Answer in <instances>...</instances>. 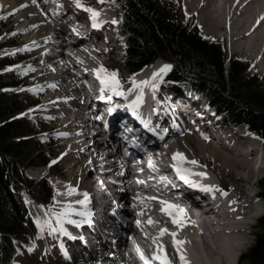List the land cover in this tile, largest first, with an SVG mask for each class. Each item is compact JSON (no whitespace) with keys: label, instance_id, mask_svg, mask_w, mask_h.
<instances>
[{"label":"bare ground","instance_id":"obj_1","mask_svg":"<svg viewBox=\"0 0 264 264\" xmlns=\"http://www.w3.org/2000/svg\"><path fill=\"white\" fill-rule=\"evenodd\" d=\"M82 1L92 5H101L98 0ZM46 3V0H41L40 5L37 2L33 3V0H0V13H3L12 22L11 26L16 28V36L19 37L22 48L25 49L27 46V49H30L25 50L23 62L35 69L33 71L36 75L34 86L43 88V91H39V93L44 108L47 112L49 111L50 117H54V119H50L51 125L58 130V133H68L67 136H58L61 157L57 163L64 164V168L60 169L62 177L70 181L78 194L86 192L92 195L93 185L96 183L99 185L101 177L111 173L117 175L116 180L120 179L122 175L128 176L134 167L129 163V158L138 154V152H133L128 158L119 160L115 158L119 149L112 148L109 153L107 152V157H101V154L94 153V149L99 143L96 140L94 143H90L97 134L89 135L88 132L83 131L75 135L68 131L70 126L78 123H81L82 128L85 127L84 124L88 117L82 119L78 110L80 91L86 89L87 92L92 93L87 82H95L96 77L93 76L95 69L100 66L112 68L121 79V71L117 66L118 59L114 56L118 48L108 38L106 31L109 25L107 23L95 32L78 26L77 23L85 18L87 13L81 11L74 14L73 0H63L62 6L56 13ZM22 5L24 7H21ZM214 5L215 14L205 8V0H184V9L189 15L194 16L204 34L208 35L211 32L219 31L221 36L231 44V48L236 45L231 49L233 52H244L253 63L264 70V20L260 19L264 17V0H214ZM42 8L46 11V16L38 14L41 13ZM100 15L114 16V13L110 9L101 12ZM258 21L259 23H257ZM67 25L73 26L82 34L81 37L70 45L68 55H64L60 59H53L50 64H47L39 52L42 39ZM156 67L158 70L162 68V62L160 61V65ZM52 84H55L56 87H49ZM158 89L161 91V101L166 104L163 89ZM140 91L139 89L137 95L140 94ZM157 93L158 90H156ZM145 100L143 92V102ZM209 121L210 117L204 121V126H207L208 129H216L217 126L212 125L211 122L210 124ZM174 123L176 121H171L168 125L173 126ZM180 124L181 127L174 128L169 136L157 143L155 149L159 150L158 157H154V154L149 152L153 149L149 146H146L141 153H144L147 158L152 157L158 161L168 162L174 153L180 152L187 160H196L199 165L210 170L213 177L192 176L197 179L200 185L214 186L216 189L222 188L227 195L214 191L216 192L213 199L214 204L207 210L201 209L198 202L188 196L176 198L179 204L188 202L196 207L198 213V225L196 226L190 222L192 217L189 211L185 210L187 213L185 228L187 227L188 234L183 235L182 230L177 228L178 236L176 238L186 241L183 245V253L189 264H233L237 254L243 253L242 251L245 249L247 238L251 234L252 221L261 213V200L256 198L257 194L252 193L251 181L256 173L264 172V162L262 160L258 168L255 169L250 157L243 155L235 146L227 147L222 143L210 141L204 130L182 121V118ZM242 138L250 139V137ZM106 159H110L108 163L105 162ZM96 165L103 169L101 177L89 181V174L97 169ZM55 168L59 170L60 167L55 164ZM225 177L228 182L224 180ZM63 193L65 196L58 200V203L72 204L74 208L82 210L81 206L75 203L81 199L78 194L69 196L66 194V190H63ZM123 195L133 208L147 212L153 221L157 220L154 215L157 207L155 201L151 200V203L145 206L144 197L140 195L131 197L130 190ZM90 201L89 207L96 199L93 198ZM47 208L50 215V210L55 212L62 210L55 207L54 201ZM211 213L214 215V222L208 219V215ZM127 215L131 216L129 210H127ZM50 218L52 226L57 227L55 218L52 215ZM76 218L81 224L84 223V217L75 214L71 216L73 220ZM64 228L70 234L69 236L60 232L51 233L45 226L42 232V242L36 250L40 264H103L105 261H110L109 264H128L125 262V254L131 246L135 247L134 234L137 232L136 228L130 225V237L126 241L124 251L122 249L125 240L118 239V242L111 246L106 257L93 249L86 250V254L80 253L77 248L68 253L63 251V243L73 239L74 235L71 233L75 234V226L65 222ZM160 245L164 246L173 264H179L173 241L165 238ZM156 252L157 248L152 247L149 242L143 248V253L148 258H151ZM74 253L78 254L77 258Z\"/></svg>","mask_w":264,"mask_h":264},{"label":"trees","instance_id":"obj_2","mask_svg":"<svg viewBox=\"0 0 264 264\" xmlns=\"http://www.w3.org/2000/svg\"><path fill=\"white\" fill-rule=\"evenodd\" d=\"M106 4L119 15L127 73L162 58L172 67L171 82L206 95L223 122L245 124L264 141V83L246 71L243 61H226L224 47L183 16L180 0ZM10 49L0 55V264H12L17 242L37 237L35 220L45 217L44 205L53 194L47 179L35 181L25 174L28 166L46 163L48 141L40 135L45 127L38 111L30 112L38 105L29 91L30 75L22 74V58L18 51L7 54ZM257 228L254 244L242 257L247 264H264V214Z\"/></svg>","mask_w":264,"mask_h":264},{"label":"snow or ice","instance_id":"obj_3","mask_svg":"<svg viewBox=\"0 0 264 264\" xmlns=\"http://www.w3.org/2000/svg\"><path fill=\"white\" fill-rule=\"evenodd\" d=\"M73 2L77 8H82L84 11L90 13V18L93 21V24H92L93 27H99L100 26V23L98 21V17L100 16L99 11H97L96 9L91 8V7H85L82 0H73ZM98 2L101 4H104L106 2H111L112 4H115V0H98ZM33 3H35V0H33ZM21 7H24V5H22ZM0 18H4V17H0ZM260 19L264 20V17H261ZM112 23L116 24L119 22L116 20H113ZM257 23H259V21ZM13 35H15V33H13ZM206 39H210V38L206 37ZM25 50H30V49H27V46H26L25 49H18L15 51H25ZM15 51L12 53H7V54L15 55ZM170 69H171L170 65H164L162 68L159 69L158 72L154 73V77L160 76L161 74H166L168 71H170ZM11 70H12L11 68L6 69V71H11ZM27 71H35V69L28 68L27 70H22V74L26 73ZM94 71H95V75H96L97 79L99 80V82L102 86L101 92L110 91L117 96H122L125 99H127V94H130L135 89H140L141 90L140 94L136 96V99L131 101L127 105L129 109H131L133 112H136V110L139 108V106L143 102V91H142L143 86L147 85L149 83V81H142L140 83H137L136 81L133 80L132 81V87L128 89V93H125L124 91L121 90L122 85H121V82L118 78V73H116L114 71L109 72L103 66H100L99 68L95 69ZM49 87L55 88L56 85L52 84V85H49ZM153 88H155V85H153ZM29 91H32V92L43 91V88L40 86H37L34 89H29ZM110 98L111 97H109V99ZM31 111H35V110H30V112ZM22 115H25V114H22ZM45 119H54V117H45ZM57 135L58 136H67L68 133H57ZM172 159L175 162L172 165V167L174 168V170L177 173V175L179 176V178L181 180H183L186 184H189L191 187H194V188H200L202 191H206V192L219 191L222 195H227L226 192H223V190H220V189H216V188H214V186L213 187L202 186L200 184L194 183L193 181H191L189 179V177L192 175H198L201 177H206V173H203V172L193 173L190 168L183 167V165L185 163L197 165L198 161H196V160H190L189 161L184 156V154L180 153V152L174 153ZM52 163L54 164V163H56V161H52ZM148 166L150 168H152L153 170H155V165L153 164V162L151 160L149 161ZM161 180L166 182L165 177H161ZM66 194L69 196L76 194V189L69 187V190ZM79 195H82L83 199L77 200L75 203L80 205L82 210L77 211L72 206V204H68V205L64 206V208L59 212H55V211L50 210L51 215L55 218V222H56L57 227L52 226V220L51 219H45L43 222H41V220L39 218H37L36 223H37V227L40 229V231L43 232L45 226H47V228L50 230L51 233L60 232L61 234L65 235V236H69L70 234L64 228L65 222H67L68 224H73L77 227H80V222L71 219V216L73 214L80 216V217H84L85 218L83 221L84 223H90V220L88 218L91 216L92 213H91V209L89 207V205L91 203L90 198H89V194L84 192V193H79ZM151 199H155V197H152ZM160 204L162 205L161 212L164 213L165 215H167L171 219L173 225L177 226V228H179V229H183L186 226L187 213H186L184 208L180 207L177 204L170 203L169 201H166V200L160 201ZM45 215L47 216V215H49V213L46 212ZM148 223L151 224V223H154V221H152L150 219L148 221ZM137 226H139V222H137ZM164 235H171L172 236L173 247L177 253L179 264H189L186 256L183 253V245L186 243V241L177 239L176 238L178 236L177 232L169 233L166 228L161 229L158 237L154 238L153 242L155 243L156 239H159L160 237H163ZM73 239H74V237H73ZM136 251L139 254L141 260L144 261V264H151L152 261H158L159 264H173V261L168 257L163 245L157 244V252L154 253L151 258L146 257L144 255V253L139 249V247L136 248Z\"/></svg>","mask_w":264,"mask_h":264},{"label":"rangeland","instance_id":"obj_4","mask_svg":"<svg viewBox=\"0 0 264 264\" xmlns=\"http://www.w3.org/2000/svg\"><path fill=\"white\" fill-rule=\"evenodd\" d=\"M181 6H182V11L183 13L186 15V16H189L191 17V19L193 20V22L197 23L195 21V18L194 16L192 15H189L186 10L184 9V0H182V3H181ZM3 13H0V17H2ZM116 20L118 19V16L116 15L115 16ZM199 24V23H198ZM12 25V22H10L6 17L5 18H0V26L3 27L2 29V32L0 33V46H6V47H9V46H15L17 45L19 47V49H23L22 48V45L21 43L19 42V37L16 36V28L14 26H11ZM200 25V24H199ZM201 27V26H200ZM13 33H15V35H13ZM208 35H211V36H208L210 37L211 39H215V40H218V41H222L225 46H226V49H227V53L231 54L232 56H236V57H240V58H243L244 60H247L250 65V69H253V71L257 74H259L260 76H263L264 77V70H260L258 68V66L256 65H253L252 64V61L247 57V55L243 52V53H240V52H233L231 49L234 47H236V45L232 46L231 48V44L228 42V40L225 38V37H222L221 36V33L219 31H214V32H211V34H208ZM119 46V51L118 52H121L123 46L122 45H118ZM25 54H26V51H22V55L25 57ZM118 54H114L115 57H118L117 56ZM123 62H124V59H120L119 62H117V66L119 67V69H121V73L124 75L125 74V71L124 69L122 68V65H123ZM157 62L159 63L160 60H157ZM162 64H164L163 61H161ZM23 65L25 64L24 62H22ZM167 65V64H165ZM30 68L29 65H25V69L24 70H27V68ZM30 73H32L33 71H29ZM28 71L25 73L27 74ZM35 74L33 73L32 76H30L29 78V81L32 82V83H35ZM177 91H180L181 89L179 88V86L177 85H174L173 86ZM33 88H35V86H33ZM35 94V97L39 100V111L37 114L41 117V119L43 120L44 122V126H46L45 128V133L47 136H49V142L51 143L50 145V149H46L43 153H44V157L46 158V156H55L53 158L52 161H56L57 158L60 156L59 152H60V148L58 147V141H59V138H58V130L56 128H54L52 125H51V120L50 119H45V117H50L51 114H49V111L47 112V110L44 108L43 104H42V98L40 96V93L39 91L37 92H33ZM219 123V125L221 126L220 124V121L219 120H213V121H209V123ZM210 123V124H211ZM214 125V124H212ZM215 126V125H214ZM219 127V126H218ZM222 127V126H221ZM230 128L231 127H222L223 131L226 132V134H232V132L230 131ZM201 129V128H200ZM180 135V134H179ZM176 138L178 136H175ZM211 141V140H210ZM61 157V156H60ZM59 157V158H60ZM58 158V159H59ZM52 161L50 162V165L52 163ZM212 161V160H211ZM55 164V163H54ZM59 165V170L54 167L50 168L49 170L47 169L48 167H45V168H28L26 170L27 174L34 178L35 180L36 179H39V177H42V176H47L49 177V179L51 180V182L53 181H56L57 178H63L62 175H61V172H60V169L62 170L64 168V164L59 162V163H56ZM97 167V165H96ZM52 174L51 171H53V174L51 175L50 173ZM56 171V172H55ZM264 173V172H263ZM261 173V174H257L256 173V176H260L261 178L263 177L264 178V174ZM115 174V173H114ZM226 178V177H225ZM228 182V179L226 178V180ZM248 186V185H247ZM256 192L259 191V187H254L253 188ZM264 189V185L261 187V192L263 191ZM261 203V213H260V217L263 215L264 213V200L260 201ZM46 212L49 213V210L46 208ZM50 213L49 215H47L45 219H51L50 218ZM44 220H41V222H43ZM253 222V221H252ZM254 224L257 223V219L254 220L253 222ZM252 229V227H251ZM39 230V236L31 243L29 244H22L21 242H18L17 243V251H16V254L14 256V261L12 264H40V260H38V257L36 255V250H38V246L39 244H41L42 242V232L40 231V229L38 228ZM258 232L256 228H253V232L251 230V234L248 236L247 238V242H246V245H245V249H243L242 252H246V250L248 248H250L253 244H254V234ZM56 243V242H55ZM65 243V242H64ZM58 245V244H57ZM65 247V252H71L70 250L73 248V245L72 243H69V244H64ZM63 250V251H64ZM62 252V251H61ZM60 253V252H59ZM62 254V253H60ZM78 254L76 253L75 254V257L77 258ZM86 264V263H85Z\"/></svg>","mask_w":264,"mask_h":264},{"label":"water","instance_id":"obj_5","mask_svg":"<svg viewBox=\"0 0 264 264\" xmlns=\"http://www.w3.org/2000/svg\"><path fill=\"white\" fill-rule=\"evenodd\" d=\"M172 81H176V80H174V79H171Z\"/></svg>","mask_w":264,"mask_h":264}]
</instances>
